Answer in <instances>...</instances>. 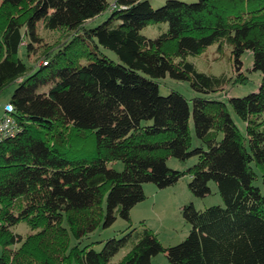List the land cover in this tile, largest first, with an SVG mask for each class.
<instances>
[{"label": "trees", "instance_id": "trees-1", "mask_svg": "<svg viewBox=\"0 0 264 264\" xmlns=\"http://www.w3.org/2000/svg\"><path fill=\"white\" fill-rule=\"evenodd\" d=\"M0 1V93L14 84L8 103L16 127L0 138V264H110L125 245L117 264H152L159 252L170 264H264V123L255 120L264 113V0H165L157 7L149 0ZM106 10L103 21L87 24ZM37 22L66 31L38 66L18 54L25 38L26 56L39 39ZM150 23L166 27L152 38L142 33ZM222 40L232 47L237 71L250 50L252 70L261 75L255 91L227 102L211 94L228 78L198 71L187 59ZM90 43L118 60L91 52ZM166 73L187 80L196 94H161L157 80ZM228 106L245 122V133ZM89 134L94 154L73 152ZM169 156L196 162L174 169ZM114 160L122 161L121 170L108 166ZM184 174L195 196L208 194L213 181L223 204L185 203L190 229L182 241L165 247L151 229L129 224L100 250L81 245L117 215L129 221L130 209L145 198L144 182L162 188ZM25 219L44 233H61L68 249L62 261L38 257L36 247L9 254L7 245L32 239L11 231ZM26 255L34 259L23 262Z\"/></svg>", "mask_w": 264, "mask_h": 264}, {"label": "rangeland", "instance_id": "rangeland-1", "mask_svg": "<svg viewBox=\"0 0 264 264\" xmlns=\"http://www.w3.org/2000/svg\"><path fill=\"white\" fill-rule=\"evenodd\" d=\"M107 1L110 4L114 2V0ZM164 1L165 0H149L153 7L161 5ZM183 1L189 2L195 0ZM108 13V10L104 11L102 14L90 20L87 24L89 26H93L100 23L106 18ZM2 19L3 18H0V30L3 26ZM165 27V23H150L143 27L142 33L154 38ZM34 32L39 39L37 41H33L32 49L30 50L29 55L26 56L24 48L25 42L28 40L27 38L23 41L18 54L23 61H26L31 65L38 66L44 61V52L54 47L57 42L61 41L66 31L62 29L52 31L45 30L42 27L41 22H37L34 25ZM89 47L91 52H95L99 55L104 54L114 61L118 60L115 53L108 49H104L102 47L95 48L93 43H90ZM69 49L72 51L76 50L75 46H72ZM231 50V45L222 40L221 42H214L208 45L198 54L187 56V59L194 64L198 71L213 75H224L228 78V80L221 87L211 94V96L222 99L225 102L228 101L230 96H242L251 91H255L261 79L260 72L252 70V53L250 50H245L241 55L240 59L242 63L239 71L235 68L234 57L232 56ZM174 60L177 61L178 58L175 57ZM80 62H85L84 58H80ZM242 74L247 77L245 82L234 81L236 77L240 79ZM157 81L159 85V92L161 94H166L170 90H176L188 99L196 94L195 90L192 89L187 80L174 79L168 73H166L164 77L159 78ZM13 88L14 84H10L0 93V115L3 113V108L6 102H8V97ZM46 88L47 86L43 87V89ZM228 109L240 132L245 133V122L230 106H228ZM255 120L258 123H264V113L257 115ZM189 128L191 135L193 136L194 133L191 117L189 118ZM67 130L68 129H66V131ZM66 131L63 133L64 136H66ZM94 141V136L89 134L88 138L80 146L78 144L74 146L73 152H77L78 155L85 154L90 156L92 153L94 154ZM194 162H196L195 156L190 157L185 162H180L173 156H169L166 160L167 165L174 169H184ZM108 166L116 170H121L123 168V163L121 160H114L109 162ZM189 180L190 176L188 174H184L175 184L162 188L157 187L152 182H144L143 191L145 198L137 202L130 209V220L128 221L127 219L117 215L111 225L107 227L99 226L84 236L80 240L81 245L91 243L94 249L100 250L105 239L113 236H119L121 231L125 230L129 224L137 228L144 225L145 227L151 229L156 234L161 244L165 247L179 243L187 236L190 229V225L184 220L181 212V207L185 203L192 202L197 209H203L213 204H223L222 197L218 193L216 184L213 181L209 182L211 191L208 194L205 196H195L188 188ZM256 184L261 185L260 177L257 179ZM102 206L104 209V200ZM11 231L17 233L23 241L32 238L26 245L23 243L7 245L5 248L11 256L16 253L25 254V252L28 251V248L34 250V247H36L38 248V257H40V255H44L49 258L52 257L62 261L68 252V249H64V246L61 243L62 235L61 233H58V230L53 229L44 233V230L41 231L38 226L35 227L28 219H25L13 225ZM74 242L75 239L71 235L70 245ZM128 249L129 247L127 245L120 247L111 257L110 264H117L123 258ZM33 259L34 257L32 255H26L23 258V262ZM151 263L170 264L164 252H159L158 254L152 256ZM71 264L77 263L73 261Z\"/></svg>", "mask_w": 264, "mask_h": 264}, {"label": "built area", "instance_id": "built-area-1", "mask_svg": "<svg viewBox=\"0 0 264 264\" xmlns=\"http://www.w3.org/2000/svg\"><path fill=\"white\" fill-rule=\"evenodd\" d=\"M11 110V104L7 102L3 108V113L0 115V138L12 136L15 133V121L11 115Z\"/></svg>", "mask_w": 264, "mask_h": 264}]
</instances>
